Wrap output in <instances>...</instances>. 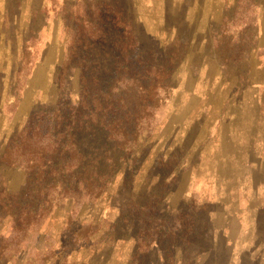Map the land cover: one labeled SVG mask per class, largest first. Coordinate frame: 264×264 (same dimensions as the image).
I'll use <instances>...</instances> for the list:
<instances>
[{
  "label": "rangeland",
  "instance_id": "obj_1",
  "mask_svg": "<svg viewBox=\"0 0 264 264\" xmlns=\"http://www.w3.org/2000/svg\"><path fill=\"white\" fill-rule=\"evenodd\" d=\"M132 37L130 61L169 74L151 127L130 153L77 132L109 183L18 244L0 205V264H264V0H0V197L32 191L6 158L22 130L68 117L92 78L111 92Z\"/></svg>",
  "mask_w": 264,
  "mask_h": 264
},
{
  "label": "trees",
  "instance_id": "obj_2",
  "mask_svg": "<svg viewBox=\"0 0 264 264\" xmlns=\"http://www.w3.org/2000/svg\"><path fill=\"white\" fill-rule=\"evenodd\" d=\"M136 46L135 37H132L126 47L128 61L126 59L124 69L117 71L111 92L101 95L98 79L92 78L89 82L91 89L95 88L94 96L90 97V93L82 96L80 106L72 109L68 117L43 114L35 122L28 123L19 140L8 147L6 158H10V165L30 171L31 175L32 191L28 192L25 203L11 195L0 197V205L13 215L12 241L17 239L16 244L23 241L32 222L41 220L62 199H73L76 206L94 201L109 183L111 173L102 172L96 161L89 164L91 169L83 165L87 158L79 147L77 132L101 128L115 141L116 148L130 153L127 149L133 150L140 133L151 127L150 120L169 88V74L155 64L156 59L144 64L130 61ZM136 64L138 70L147 65L146 77H141L143 71L130 72ZM39 199L41 202L36 205Z\"/></svg>",
  "mask_w": 264,
  "mask_h": 264
}]
</instances>
